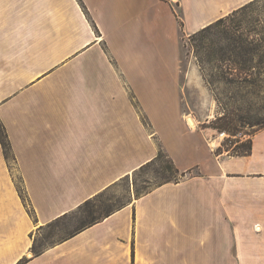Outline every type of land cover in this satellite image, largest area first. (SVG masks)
I'll return each instance as SVG.
<instances>
[{
  "label": "crops",
  "instance_id": "0c3cea01",
  "mask_svg": "<svg viewBox=\"0 0 264 264\" xmlns=\"http://www.w3.org/2000/svg\"><path fill=\"white\" fill-rule=\"evenodd\" d=\"M254 1L0 0V264H264V127L217 151L180 83V34ZM160 149L181 181L32 252Z\"/></svg>",
  "mask_w": 264,
  "mask_h": 264
},
{
  "label": "rangeland",
  "instance_id": "374dc122",
  "mask_svg": "<svg viewBox=\"0 0 264 264\" xmlns=\"http://www.w3.org/2000/svg\"><path fill=\"white\" fill-rule=\"evenodd\" d=\"M245 44L252 51H245ZM235 62L239 63L235 65ZM192 69L198 73L199 83L187 77ZM180 72L187 113L206 129L211 143L218 146L217 151L236 154L232 151L236 144H245L256 130L264 127V0L247 5L205 32L180 34ZM224 123H228L227 129L222 128ZM223 132L236 138L225 140L220 146L217 138ZM167 165L163 157L136 175L138 193L144 182L160 184L165 177L169 179L171 176L159 174L160 168ZM133 178L131 174L126 181L105 192L95 206L114 208L131 203L136 199ZM102 214L103 209L92 217ZM82 215L83 209L74 210L52 228L38 232L34 237L35 250L65 238L81 225Z\"/></svg>",
  "mask_w": 264,
  "mask_h": 264
},
{
  "label": "trees",
  "instance_id": "16d2710c",
  "mask_svg": "<svg viewBox=\"0 0 264 264\" xmlns=\"http://www.w3.org/2000/svg\"><path fill=\"white\" fill-rule=\"evenodd\" d=\"M258 0L250 3V4H253L255 2H257ZM248 4V5H250ZM247 6V5H246ZM244 6V7H246ZM243 7V8H244ZM242 9V8H241ZM177 16V15H176ZM222 22V19L216 21L214 24L204 28L201 30V32H205L207 31L210 27H212L213 25L214 26H217L219 25L220 23ZM178 25H179V28L180 30L182 31V23L181 21L178 20ZM200 32V31H199ZM243 49L245 51H252V48L249 47L248 44H245L243 46ZM239 62H235L234 64H238ZM227 124L228 123H224L222 128L223 129H227ZM0 143H1V146H2V149H3V152L6 156V159H10L11 158V154H10V146H9V143H8V139H7V136H6V133L4 131V128L0 122ZM233 143V142H232ZM239 150V153L238 151ZM233 152H235L236 154H243V155H246L250 152V141L248 140L245 144H236L235 147L232 149ZM165 157L167 159V163L168 165L167 166H162L160 168V175H166V176H171L169 179H166L165 177V181L163 183H160V184H157V183H154V184H150V182H144V187L141 188V194L138 193V190H137V178H136V175H139L140 173H143L144 171H146L147 169H149L151 166L159 163V161L161 160V158ZM133 181H132V185L135 189V193H136V199L139 198L141 195H144L148 192H150L152 189L156 188L157 186H160L161 184H164V183H178L180 180H182L186 174L183 173V172H180L178 171L172 161L168 158V156L165 154V152L160 149L159 152H158V155L156 156V158H154L152 161L144 164L143 166H141L140 168H138L137 170H135L133 173ZM174 178H173V176ZM163 176V177H164ZM129 178V176H126L124 179H122L119 183H116L114 184L113 186H111L110 188L106 189L105 191L99 193L98 195H96L95 197H93L92 199L90 200H87L86 202H84L81 206H79L76 210L80 211L81 209H83V215L82 217L80 218V223L81 225H78L75 229H73V231H71L65 238L63 239H60L59 241H63V240H66L72 236H74L75 234L79 233L80 231L94 225L95 223L99 222L101 219L103 218H106L108 217L109 215H111L112 213H114L115 211L121 209L122 207H124L125 205H127L128 203H125V204H122L120 206H117V207H114V208H109L108 206H105L103 204H100L99 206H95V202L97 199H99L105 192L111 190L112 188L116 187L117 185H119L120 183L126 181L127 179ZM21 192V190H20ZM22 194V198L24 200V202L26 201V198L24 197L23 193L21 192ZM140 194V195H139ZM97 209V210H96ZM103 209V214L98 217V218H93L92 216L95 214V212H97L98 210H101ZM68 214L58 218L57 220H55L54 222L50 223L49 225H47V229H50L53 227V225L57 224V222H59L61 219H64L67 217ZM59 241H56V242H59ZM55 242V243H56ZM54 244V243H53ZM51 244V245H53ZM50 246V245H48ZM47 247V246H46ZM45 248V247H44ZM43 249V248H42ZM40 251V250H39ZM39 251H36L35 250V245L33 244L32 246V252L34 254H37Z\"/></svg>",
  "mask_w": 264,
  "mask_h": 264
},
{
  "label": "built area",
  "instance_id": "2783aa9c",
  "mask_svg": "<svg viewBox=\"0 0 264 264\" xmlns=\"http://www.w3.org/2000/svg\"><path fill=\"white\" fill-rule=\"evenodd\" d=\"M238 136V135H237ZM236 138V135L235 136H231V135H227L226 133H220L219 135H218V138H217V140H219L220 141V146H221V143L223 142V141H225L226 140V142L227 141H229L230 139H235ZM231 143V142H230Z\"/></svg>",
  "mask_w": 264,
  "mask_h": 264
},
{
  "label": "bare ground",
  "instance_id": "6f19581e",
  "mask_svg": "<svg viewBox=\"0 0 264 264\" xmlns=\"http://www.w3.org/2000/svg\"><path fill=\"white\" fill-rule=\"evenodd\" d=\"M190 123H192V125L194 126V123L190 121Z\"/></svg>",
  "mask_w": 264,
  "mask_h": 264
}]
</instances>
